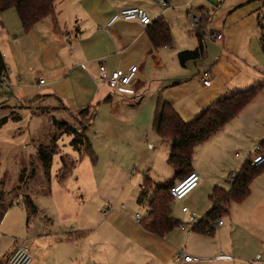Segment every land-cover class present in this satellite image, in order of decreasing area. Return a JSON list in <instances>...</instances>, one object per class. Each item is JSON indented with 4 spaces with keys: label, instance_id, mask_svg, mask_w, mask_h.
<instances>
[{
    "label": "crops",
    "instance_id": "0c3cea01",
    "mask_svg": "<svg viewBox=\"0 0 264 264\" xmlns=\"http://www.w3.org/2000/svg\"><path fill=\"white\" fill-rule=\"evenodd\" d=\"M128 7H141L152 23L162 17L173 28L174 16L185 28L192 11L199 20L186 29L190 31L187 38L174 34L171 46L155 47L149 25L122 18L109 25L116 13ZM183 9L187 15L176 12ZM200 29L207 54L182 66L178 53L198 46L196 30ZM211 32H221L224 38H212ZM262 38L263 0H172L164 12L154 0H57L54 15L28 32L16 8L2 12L0 49L11 89L0 96H16L23 108L35 114L41 107L54 106L55 101L70 111L92 106L95 113L86 134L95 127L98 133L88 135L96 159L73 147L61 155L67 164L74 163L62 169L65 173L59 166L54 172L53 163L51 190L32 195L38 213L30 220L21 204L26 232L0 252V264H8L20 245L29 248L30 264H247L242 246L257 242V237L258 245H264L259 239L264 234V171L252 182L245 200L230 203L222 216L224 224L215 225L211 234L194 229L185 232L179 226L157 234L142 222L149 206L140 204L138 198L146 177L153 181L152 172L161 165L158 160L156 166L155 152L160 146L166 148L168 163L171 149L154 127L158 100L172 103L191 122L220 97L264 85ZM102 61L109 70L122 74L139 66L136 93L112 95L100 80ZM203 70L211 73L209 86L202 80ZM40 77L44 84H39ZM36 104L40 105L35 108ZM262 141L264 87L234 119L197 147L193 171L203 185L183 200L173 201L174 217L187 218L182 209L177 215L174 204L205 216L212 208L214 187L229 190L227 177L243 167L256 146L262 150ZM171 168V179L161 177L157 170L158 183L153 182L173 180L176 171ZM0 184L6 190L4 182ZM109 204L113 208L108 209ZM138 215L141 222L136 221ZM181 249L194 260L178 261Z\"/></svg>",
    "mask_w": 264,
    "mask_h": 264
},
{
    "label": "trees",
    "instance_id": "16d2710c",
    "mask_svg": "<svg viewBox=\"0 0 264 264\" xmlns=\"http://www.w3.org/2000/svg\"><path fill=\"white\" fill-rule=\"evenodd\" d=\"M57 0H0V14L9 8H16L24 31H30L38 22L44 18L54 15ZM206 19V17H205ZM148 33L155 47L171 46L172 34L170 24L162 17L148 24ZM197 29V28H196ZM198 46L193 50H183L178 53V59L182 66L189 61L203 59L207 54L205 36L200 30H196ZM264 48V38H262ZM6 72L4 55L0 49V78ZM260 84L250 89L236 92L232 95H224L208 105L191 122L186 121L177 111L175 106L167 101L158 100L154 118V127L160 138L171 144L168 163L175 169L176 176L173 180H168L156 185L151 178L146 177L141 185V192L138 198L140 204L148 203L149 214L146 226L157 234H164L180 225V221L173 215V197L171 187L176 184V180L182 181L193 172V162L197 147L218 133L226 124L234 119L239 112L250 103L256 95L263 89ZM81 113L89 114V122L94 117V107L88 106L79 110ZM17 118L16 116H13ZM7 122V118L0 120V126ZM58 131L50 137L47 143H39L37 154L41 162L43 171L42 193L51 190L52 168L54 157L60 153V140L67 134L72 136L71 144L75 150L81 154H90L96 159L92 149L91 141L86 134V126L83 129L77 128L67 121H54ZM262 150L258 153L264 154V141L261 142ZM65 161V157H61ZM74 164V163H73ZM71 164V166H73ZM64 168H68L64 162ZM264 171V164L253 166L250 158L243 167L236 172V177L229 190L221 186H215L210 196L212 202L211 210L201 218L193 227L194 230L207 233L213 224L222 220V216L228 212L232 202L245 200L251 192V184ZM37 177V168L34 163L29 168L24 167L19 175V183L14 191L7 192L0 190V224L6 213L14 204H22L28 215V220L38 213V206L34 202L31 193L36 185H28ZM41 185V184H40ZM24 188V189H23ZM21 193V198H10V194ZM23 193V194H22ZM15 199V200H14ZM148 219V221H147ZM212 228L210 234L213 233Z\"/></svg>",
    "mask_w": 264,
    "mask_h": 264
},
{
    "label": "rangeland",
    "instance_id": "374dc122",
    "mask_svg": "<svg viewBox=\"0 0 264 264\" xmlns=\"http://www.w3.org/2000/svg\"><path fill=\"white\" fill-rule=\"evenodd\" d=\"M176 12L185 13L186 15L188 14L187 10L185 9ZM191 13L192 16L188 17L189 21L187 22V26H186L188 28H185L182 22L178 21V16H174L173 20L175 21L174 22L175 28H173V25L171 26L173 29V33H172L173 38H174V34L175 37L181 36L187 38V36H190L189 33L190 31L186 29L193 28L195 25L194 23L195 15L193 11ZM176 68L183 70L181 69V67H179V65ZM3 97H6V100ZM53 104L54 106L41 107V109H39V112L35 114L32 112V109L23 108L20 105V102L16 99V96L13 95V97H9L6 94L0 96V120H2L3 118H7V122H4V124L0 126V183L1 181L4 182V186L7 191H11V192L14 191V188L19 183V175L21 170L24 167L29 168L30 165L34 163L37 168V177L33 179L28 186L31 187L32 184L34 183L36 187L32 189V191L33 190L35 191L29 193H31V195H36V194L38 195L39 193H41L43 171H42L41 162L37 154V147L39 143L49 142L50 137L54 133L59 132L58 127L54 123L55 119L59 121H67L73 126L80 129H83L88 124L89 114L81 113L80 111L67 110L60 102L57 101L53 102ZM14 105H17V107H15ZM39 105L40 104H36L34 107L36 108V106ZM13 116H16L17 118ZM100 122H102V119ZM95 128L94 129L92 128L91 131H88L89 136L95 137L94 134L98 133V129L96 128L95 130ZM71 141H72V136L67 134H65L61 138L59 143L60 154H57L54 159L55 161L54 172L59 166L61 173H65L62 172V169H67L64 168V162H66L67 160L65 159V161H63L61 155L64 154V152L67 151L69 152L70 150H72L73 146L71 144ZM97 143L99 144V142ZM166 151H167L166 148L160 146L158 150L155 152L157 158L156 166L158 160L162 161L161 165L152 172V178L154 179L153 181H155L156 183H158V178H156L155 176V172L157 170L161 174V177L163 178L171 177L169 173L171 172L172 168L167 163L166 156L168 154V151L167 152ZM73 161L75 162L76 160ZM57 162L59 163L57 164ZM69 166L71 165L68 164V167ZM103 166L104 165L102 158L100 161V165H98V169L101 171V173L103 172ZM165 181L160 180L159 183ZM201 185H203L202 182L200 183V186ZM0 189H1V184H0ZM195 190L196 191L194 192H197L198 188ZM19 194L21 195V193H17V192L16 194L14 193V195L10 194L8 198L10 200V198L14 196L15 199L18 198L20 199L21 196H19ZM207 199L209 200V196H207ZM182 205L183 204L180 205L174 204V208L175 211H177V215L181 214ZM139 206H140V210H145V206L143 205H139ZM25 214H26L25 210L21 204L16 203L13 208L9 209L4 221L0 225V252L7 250L11 246L13 239L18 238L20 240L23 234L26 232V227L23 226V218ZM225 220H227V218H225ZM255 239L257 240V242L255 241L253 242L252 240V243L249 244L248 246L246 245L242 246V249L245 251L244 258L247 260V264H257L256 262L257 260L255 261L256 254L257 253L264 254V245L262 247L259 246L258 237ZM259 239H261V241L264 242V234H261V236H259ZM252 260H254V262L251 263ZM258 262H259L258 264H263L264 259L259 260Z\"/></svg>",
    "mask_w": 264,
    "mask_h": 264
},
{
    "label": "built area",
    "instance_id": "2783aa9c",
    "mask_svg": "<svg viewBox=\"0 0 264 264\" xmlns=\"http://www.w3.org/2000/svg\"><path fill=\"white\" fill-rule=\"evenodd\" d=\"M161 8L162 12H164L167 8L171 6L172 0H154ZM187 4H190L189 2ZM125 20H138L143 25H148L152 22L150 16L147 11L141 7H128L121 10L119 13H116L110 20L109 25L113 24L118 19ZM199 18H194V23H197ZM210 36L217 40H222L224 38L223 33L216 34L215 32H211ZM100 80L106 83L110 89L112 95L117 94H126V95H134L136 93V89L134 87V83L137 80L139 66H133L127 73L122 74L119 70H109L107 64L105 62H101L100 66ZM202 80L206 86H209L212 83L211 73L209 70H203L201 73ZM45 80L40 77L39 84H44ZM11 89V83L6 76V72L1 75L0 78V95L9 91ZM259 146H256L252 152V156L250 157L251 164L253 166H260L264 164V154L258 153ZM236 177V173H232L227 177V185L231 186L234 179ZM201 177L200 175L193 171L191 172L185 179L180 181L179 183L173 185L171 187V195L173 197L174 202H178L186 198L192 191H194L200 184ZM108 209L113 208L110 204L107 206ZM182 212L187 215L186 219L180 220V229L185 232L192 231L194 225L201 220V217L197 214V212L191 210L188 206L182 207ZM137 222L142 221V217L140 215L136 218ZM224 221L220 220L218 223L213 224L210 229L207 230V233H210L211 229L215 227V225H223ZM257 260L264 259V254L257 253ZM178 261H193L194 257L185 252V250L181 249L177 254ZM32 261V255L30 250L25 245L18 246L14 252L11 254L8 260V264H30Z\"/></svg>",
    "mask_w": 264,
    "mask_h": 264
}]
</instances>
